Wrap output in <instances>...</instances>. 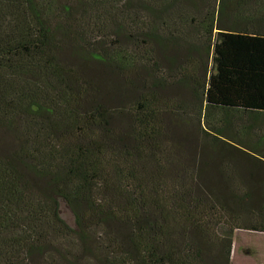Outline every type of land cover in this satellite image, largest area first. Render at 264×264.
I'll use <instances>...</instances> for the list:
<instances>
[{"label":"trees","instance_id":"1","mask_svg":"<svg viewBox=\"0 0 264 264\" xmlns=\"http://www.w3.org/2000/svg\"><path fill=\"white\" fill-rule=\"evenodd\" d=\"M236 231L264 0H0V264H232Z\"/></svg>","mask_w":264,"mask_h":264},{"label":"rangeland","instance_id":"2","mask_svg":"<svg viewBox=\"0 0 264 264\" xmlns=\"http://www.w3.org/2000/svg\"><path fill=\"white\" fill-rule=\"evenodd\" d=\"M202 180L207 184V175ZM62 214L71 225L72 217L65 205L62 206ZM232 250V264H257L264 258V234L260 232L236 231ZM245 252L249 255H246Z\"/></svg>","mask_w":264,"mask_h":264},{"label":"crops","instance_id":"3","mask_svg":"<svg viewBox=\"0 0 264 264\" xmlns=\"http://www.w3.org/2000/svg\"><path fill=\"white\" fill-rule=\"evenodd\" d=\"M262 234H264V233H262ZM237 236H238V234L236 235V238H237ZM234 246V245H233ZM245 254L246 255H249V254H247L246 252H245ZM232 257H233V250H232V254H231V262H232ZM257 264H264V258L261 260V262H259V263H257Z\"/></svg>","mask_w":264,"mask_h":264}]
</instances>
